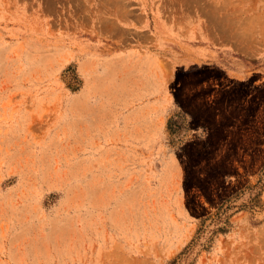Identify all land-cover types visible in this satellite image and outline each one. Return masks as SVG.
Wrapping results in <instances>:
<instances>
[{
    "label": "rangeland",
    "instance_id": "374dc122",
    "mask_svg": "<svg viewBox=\"0 0 264 264\" xmlns=\"http://www.w3.org/2000/svg\"><path fill=\"white\" fill-rule=\"evenodd\" d=\"M0 264H264V0H0Z\"/></svg>",
    "mask_w": 264,
    "mask_h": 264
}]
</instances>
